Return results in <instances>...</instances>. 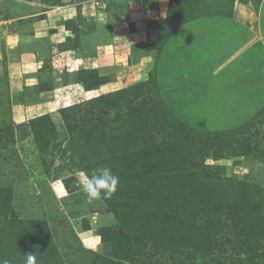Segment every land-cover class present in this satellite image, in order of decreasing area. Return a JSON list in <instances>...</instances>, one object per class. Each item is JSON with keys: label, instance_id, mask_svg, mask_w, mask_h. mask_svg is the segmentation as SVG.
I'll use <instances>...</instances> for the list:
<instances>
[{"label": "rangeland", "instance_id": "374dc122", "mask_svg": "<svg viewBox=\"0 0 264 264\" xmlns=\"http://www.w3.org/2000/svg\"><path fill=\"white\" fill-rule=\"evenodd\" d=\"M112 2L0 0V259L264 264V0L208 35L203 0L149 3L151 40ZM82 39L104 63L71 73ZM98 166L118 190L90 204L77 176Z\"/></svg>", "mask_w": 264, "mask_h": 264}, {"label": "crops", "instance_id": "0c3cea01", "mask_svg": "<svg viewBox=\"0 0 264 264\" xmlns=\"http://www.w3.org/2000/svg\"><path fill=\"white\" fill-rule=\"evenodd\" d=\"M114 1L115 0H113L112 5H114ZM162 1H164V3H166V6H169V4L171 3V0H120V2H119L120 8L122 7L121 6L122 2H125V8L122 10H124V13L126 14L125 18L127 20L125 22L123 21V23L130 21L131 23H134V24L136 23V25L141 26V27L146 26L145 29L147 32L145 34L147 35V39L149 37V40H151V38L154 35L158 34V28L155 27L156 23L154 22V21L158 20V17H156V15H157L156 13L158 11H157V7L155 9H153L152 7H150L151 4H149V3L154 2L156 4L157 3L159 4V2H162ZM177 1L183 2V3L187 2V0H177ZM225 1H227V3ZM116 2H118V0H116ZM228 2H229V0H203V2L201 3V5H202L201 8H199L198 6L193 7V8H188V7L184 8V9L182 8L180 10V15L183 16V20L186 17L189 18V17H191L190 13L198 7L197 14L198 13H200V14L204 13V14H208V15L212 16V17H209L208 15H205L203 17V20H206V24H205L206 29H205V31L202 29V35L203 34H206V35L210 34L212 31L210 25H212L215 22L217 24V21H219V19H221V22H222V19L227 17L225 15L224 11H228V13H231V16L233 18H235L234 20H236L242 24L248 23V20L250 21V23H253V24L255 23L254 22L256 20L255 13L250 15V11L253 7L252 6L253 0H235L236 3H235V6L233 7V9H231V7H229L230 2H229V4H228ZM101 4H102L101 5L102 9H104L106 7L107 10L111 5L110 2H107V1H103ZM95 7L97 9L98 6L96 5ZM207 7H208V9H207ZM186 12H188V16L186 15ZM108 13L110 14V16L107 20H111L110 17H113L114 14L110 10L108 11ZM218 13H219L218 16L215 15ZM99 14H100L99 15V18H100L102 16V12H100ZM160 14H162V13L160 12ZM165 14H167V13H165ZM213 14H214V16H213ZM150 17H151V20H148ZM99 18L97 20H99ZM106 18H107V16H105V15H104L103 20L100 18V21H104L105 26L107 25ZM84 19L86 22H90L92 20L90 16H84ZM159 19H161V20L164 19L163 14H162L161 18L159 17ZM182 31L184 32V30H181V32ZM64 37L65 38L59 42L60 45H63L68 38L72 37V34H70V32H65ZM86 40L87 39L80 40L82 42V46L76 50L75 57L73 59H68L69 63L65 64V67L71 66V68L69 67L71 70H73V71L69 70V72H71V73L78 71V69H72L74 67L73 65L76 64L75 61H78V68L83 67L84 69H91V68H87V63H89L91 66L96 65V62L98 63V65H103L102 63H104V61L102 59V54L100 52L101 51L100 47L95 46L94 42H91L89 40L86 41ZM29 41L31 42V45L29 46L28 49H30V48H32V46L36 45V42H37L36 38H32ZM42 41H44V40H42ZM43 50H44V53H46L45 52V50H47L46 46L43 45V43L41 42L39 45V48H38V53L39 54L41 53V55H42ZM47 51L50 52L51 51L50 48H48ZM73 52H75V51H73ZM31 53H32V51H26L25 55L22 56V60L27 65L33 64L35 61L36 62L39 61V60H36L34 58V56L32 57ZM68 53H69V51H62L60 53L58 52L59 55L58 54L55 55L54 60H60L62 62L63 59H66L65 56L68 57ZM56 56H58V57H56ZM27 80H28V78H27ZM23 83L25 84V80L23 81ZM29 86H31V85L29 84L28 86H25V88L26 87L29 88ZM65 88H67L70 92L76 91L78 93L77 95H80L81 92H83V93L86 92V94L88 93V91L86 89H84L83 85L77 84V83L72 84V85L65 87ZM65 88H63V89H65ZM41 95H43V94H41ZM38 99H39V96H38ZM18 107L19 106H16L17 109H18ZM40 116H42V115H40Z\"/></svg>", "mask_w": 264, "mask_h": 264}, {"label": "clouds", "instance_id": "9594fccd", "mask_svg": "<svg viewBox=\"0 0 264 264\" xmlns=\"http://www.w3.org/2000/svg\"><path fill=\"white\" fill-rule=\"evenodd\" d=\"M77 180L90 204L101 199H111L119 185V177L107 166H98L87 174L81 172L78 174ZM25 257V264H37L35 254L30 253ZM0 264H11V261L0 259Z\"/></svg>", "mask_w": 264, "mask_h": 264}, {"label": "bare ground", "instance_id": "6f19581e", "mask_svg": "<svg viewBox=\"0 0 264 264\" xmlns=\"http://www.w3.org/2000/svg\"><path fill=\"white\" fill-rule=\"evenodd\" d=\"M102 5V4H101Z\"/></svg>", "mask_w": 264, "mask_h": 264}]
</instances>
